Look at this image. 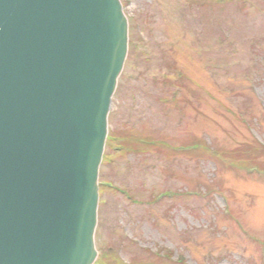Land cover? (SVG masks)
Wrapping results in <instances>:
<instances>
[{"label":"rangeland","instance_id":"obj_1","mask_svg":"<svg viewBox=\"0 0 264 264\" xmlns=\"http://www.w3.org/2000/svg\"><path fill=\"white\" fill-rule=\"evenodd\" d=\"M120 1L95 264H264V0Z\"/></svg>","mask_w":264,"mask_h":264},{"label":"water","instance_id":"obj_2","mask_svg":"<svg viewBox=\"0 0 264 264\" xmlns=\"http://www.w3.org/2000/svg\"><path fill=\"white\" fill-rule=\"evenodd\" d=\"M127 53L118 0H0V264H92Z\"/></svg>","mask_w":264,"mask_h":264}]
</instances>
